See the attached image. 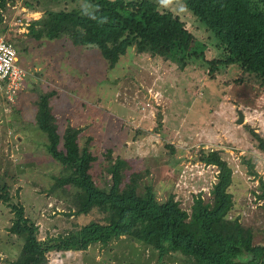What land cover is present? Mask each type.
Instances as JSON below:
<instances>
[{"label": "rangeland", "instance_id": "374dc122", "mask_svg": "<svg viewBox=\"0 0 264 264\" xmlns=\"http://www.w3.org/2000/svg\"><path fill=\"white\" fill-rule=\"evenodd\" d=\"M152 1L184 22L192 35L187 55L172 56L163 47L138 51L132 45L118 58L105 59L98 47L78 44L69 35H36L47 9L85 7L83 0L36 10L22 0H7L0 7V32L16 46L19 64L28 72L18 90L0 94V183L6 182L10 201L22 205L44 239L90 221L106 222L110 213L97 205L76 212L82 191L60 180L71 170L47 149L50 140L41 119L59 136L58 149L64 150L65 128H78L76 151L89 154L97 188L109 189L114 163L121 160V186L137 173V193L150 187L159 202L173 195L188 212L196 193L209 197L217 171L200 157L217 150L232 170L229 216L239 215L253 228L254 242L264 244L263 201L252 194L260 193L264 152L250 133L264 140L263 82L238 64L217 63L210 73L207 62L225 57L213 34L181 0ZM13 219L10 206L0 201V264L15 261L22 249L24 237L9 230ZM194 263L181 252L159 260L152 245L122 236L86 251H49L43 264Z\"/></svg>", "mask_w": 264, "mask_h": 264}, {"label": "trees", "instance_id": "16d2710c", "mask_svg": "<svg viewBox=\"0 0 264 264\" xmlns=\"http://www.w3.org/2000/svg\"><path fill=\"white\" fill-rule=\"evenodd\" d=\"M7 0H0L4 7ZM63 0H22L31 9L57 4ZM213 34L225 52L223 60H211L209 72L217 63L238 64L244 74L258 75L264 88V0H181ZM85 7L47 9V18L36 35L60 38L69 35L78 44L95 45L105 59H116L128 47L138 51L166 48L172 56L187 55L192 35L184 22L171 12H161L152 0H83ZM44 9L43 11H45ZM33 30V26L30 27ZM10 40L9 38H7ZM263 79V80H262ZM50 140L47 149L60 165L71 174L62 182L80 189L77 213H84L92 206L108 209L106 222L90 221L75 230L57 236L38 238V227L24 214L21 204L10 201L6 182L0 183V201L7 203L14 214L10 231L24 237L22 249L10 264H43L46 253L52 250L86 251L99 243L106 246L122 236H132L146 245H152L158 259L168 253L181 252L190 256L194 264H264V244L254 242V230L241 222L239 215L230 217L234 205L229 191L232 170L216 150L201 155L200 160L216 168L214 183L208 190L209 197L193 196L190 211L170 195L165 201L155 199L150 187L143 195L136 191L139 174L133 173L122 184V173L117 160L111 173L109 189L95 186L89 169V154L77 153L75 138L78 128L67 126L62 135L63 149H58L59 136L44 119ZM257 139V146L264 152V140L250 130ZM250 174L256 176L253 164L244 161ZM255 195L264 206V179L260 176Z\"/></svg>", "mask_w": 264, "mask_h": 264}, {"label": "built area", "instance_id": "2783aa9c", "mask_svg": "<svg viewBox=\"0 0 264 264\" xmlns=\"http://www.w3.org/2000/svg\"><path fill=\"white\" fill-rule=\"evenodd\" d=\"M27 70L19 64L16 46L0 32V94L14 93L22 86Z\"/></svg>", "mask_w": 264, "mask_h": 264}, {"label": "water", "instance_id": "95a60500", "mask_svg": "<svg viewBox=\"0 0 264 264\" xmlns=\"http://www.w3.org/2000/svg\"><path fill=\"white\" fill-rule=\"evenodd\" d=\"M242 121H243V114L241 112H239L237 123H241Z\"/></svg>", "mask_w": 264, "mask_h": 264}, {"label": "crops", "instance_id": "0c3cea01", "mask_svg": "<svg viewBox=\"0 0 264 264\" xmlns=\"http://www.w3.org/2000/svg\"><path fill=\"white\" fill-rule=\"evenodd\" d=\"M168 254H171V253H168ZM168 254H167V255H168Z\"/></svg>", "mask_w": 264, "mask_h": 264}]
</instances>
